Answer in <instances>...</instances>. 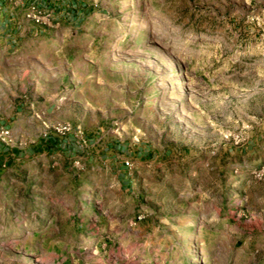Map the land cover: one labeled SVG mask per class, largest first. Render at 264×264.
Listing matches in <instances>:
<instances>
[{
    "label": "rangeland",
    "instance_id": "374dc122",
    "mask_svg": "<svg viewBox=\"0 0 264 264\" xmlns=\"http://www.w3.org/2000/svg\"><path fill=\"white\" fill-rule=\"evenodd\" d=\"M1 6L0 264H264V0Z\"/></svg>",
    "mask_w": 264,
    "mask_h": 264
},
{
    "label": "crops",
    "instance_id": "0c3cea01",
    "mask_svg": "<svg viewBox=\"0 0 264 264\" xmlns=\"http://www.w3.org/2000/svg\"><path fill=\"white\" fill-rule=\"evenodd\" d=\"M68 12V9H67ZM68 17V15H67ZM25 20L18 17L17 13H12L9 11L8 8L1 6L0 7V55H6L7 59H12L14 57H17V54H13V49L16 46L17 43H19V39L22 36V32L25 31V27H21L22 23H24ZM26 23V22H25ZM71 24V23H70ZM68 24V20L63 23L61 28L56 31L55 33V39L52 40L54 44L61 45L65 47L66 54L68 55V40L71 36H75L78 32L77 23H72L71 25ZM81 27V26H80ZM32 32L29 30V33ZM68 72V71H67ZM81 92H84L86 90L85 85L81 86L80 88ZM66 91L64 95L61 97L62 100L67 101L68 103V97L70 92L68 91V88H64ZM61 92V91H60ZM41 93V92H40ZM57 95V89L54 91V96ZM76 95V94H75ZM53 96V97H54ZM53 97L49 98L47 101V104H54L53 103ZM75 96H70V102L74 101ZM46 104V103H44ZM37 148L39 151H42L46 155H55V154H61V155H71L76 148V146L69 140L62 141L61 143H57L56 140L52 137H47L45 139H40L38 141ZM112 151L115 153V157L118 160L119 166L122 165V156L121 154H124L123 150L120 148V146L112 148ZM23 153H21L19 150L15 149H9L5 147L4 145H0V163H10L12 160V157H17L20 159H24L22 156ZM114 155V154H112ZM117 164V166H118ZM122 172V171H119ZM122 178V175L119 174V179Z\"/></svg>",
    "mask_w": 264,
    "mask_h": 264
},
{
    "label": "built area",
    "instance_id": "2783aa9c",
    "mask_svg": "<svg viewBox=\"0 0 264 264\" xmlns=\"http://www.w3.org/2000/svg\"><path fill=\"white\" fill-rule=\"evenodd\" d=\"M29 17V16H28ZM9 135V132L4 129H0V137L5 138Z\"/></svg>",
    "mask_w": 264,
    "mask_h": 264
}]
</instances>
